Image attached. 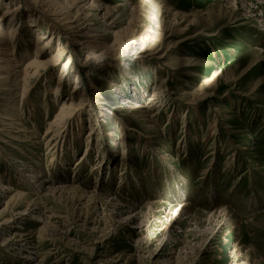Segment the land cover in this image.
Masks as SVG:
<instances>
[{
	"label": "rangeland",
	"instance_id": "374dc122",
	"mask_svg": "<svg viewBox=\"0 0 264 264\" xmlns=\"http://www.w3.org/2000/svg\"><path fill=\"white\" fill-rule=\"evenodd\" d=\"M51 2L60 15L34 8ZM258 2L0 1V21L23 7L14 23L17 97L0 82V264H264ZM67 16L77 30L54 22ZM36 31L52 41L38 62ZM25 72L38 73L27 94ZM60 74L64 89L52 95ZM155 92L149 124L131 108ZM72 93L68 104H88L81 132L71 121L47 144L59 98ZM215 109L223 117L213 134ZM23 164L41 172L45 189L30 184L38 179ZM71 185L77 193L58 190ZM15 192L28 196L12 200Z\"/></svg>",
	"mask_w": 264,
	"mask_h": 264
},
{
	"label": "bare ground",
	"instance_id": "6f19581e",
	"mask_svg": "<svg viewBox=\"0 0 264 264\" xmlns=\"http://www.w3.org/2000/svg\"><path fill=\"white\" fill-rule=\"evenodd\" d=\"M0 1L2 3L5 0H0ZM258 1H259L258 4H260V5L263 4L264 5V2H262L263 0H258ZM68 4H69V1H68ZM88 4L90 6H92V7H95L96 6V0H88ZM19 5L20 6L18 8H16L15 10H11V9L7 10L6 9L5 12H4V15L2 16L1 21H0V82H4V84L8 87V89H4L2 91H4V93L9 95V98H12V99H15L17 97V95H18L17 94L18 93L17 89L19 87H17V85L20 82L18 80V77H19L18 74L19 73L21 74V71L18 70L19 69V65L13 60V56H14L15 49H16V46H15L16 42H14V41H16L15 39H16L17 32H18V28H16L14 26V23L16 22L17 17H18L17 11L19 9L23 8V7H21V3H19ZM43 6L44 5H41L40 3L39 4H35L34 3V8L36 7L38 10L40 9V11H42L43 14L46 17L47 16H52V15H50V13H52V12L54 13V15H60L59 13H62L59 10V9H61V6H60L59 3H55V5H54L51 2V8H52L51 10L50 9L46 10V9L43 8ZM62 10H64V9H62ZM68 10H70V9H68ZM76 15H78V13ZM255 16L258 19L256 22H258L261 25L262 29H263L264 28V17H263V15L256 14ZM55 19L56 20H54V22H56L57 25H59L61 22L64 21L65 22V26H67L65 28H69V31L72 30V29H76L77 30V28H78V27H76V28L72 27V24H73L72 17L69 18L67 16L63 20H59L58 18H55ZM60 26L62 27L63 25H60ZM76 30H73V31H76ZM78 31H81V29L78 30ZM263 32H264V29H263ZM35 35H36V38H37L36 42H37V45H38L35 54H36V59H37V62H38V59H40L41 57L47 55L49 50L52 49V45H51L52 41L42 42L43 38L45 37V33H42L40 31H38V32L36 31ZM86 36H87V34L81 32V34H79L78 37L82 38V40H83ZM77 38H74V39H77ZM72 39H73V37H72ZM95 43L96 42L88 41L87 42V46L89 48H94ZM61 52L62 51L60 50V52L55 56V61H54L55 63L60 61V58H62L63 54H61ZM68 63H70V62H68ZM25 69H32V67H31V65H27V67ZM23 74H24V77L22 79V82H23V86L24 87H23L22 92H23V94L24 93L27 94L28 90L30 89L29 85L31 83V82H29V80L32 79L33 77L36 78V76H38V73L29 74V72H25ZM65 83H66V81L64 80V75L60 74L59 77H58L56 85L52 88L51 94L59 96L60 95L59 92H60L61 89H64L62 87H64ZM79 84H81L80 81H77V84H76V87H75L74 90H76V91L77 90L78 91L81 90V87L79 86ZM74 94L72 93L71 95H68V96H65V95H61L60 96L58 102H60V103L62 102V105H61V107L59 109V112L57 113V115L53 119V121L49 123V127L50 128L44 134V139L43 140L46 141L47 144H53V142H55V144H56V142L59 141V139H60V134L62 133V129L65 127V125L74 123V122H71V121H74V120L76 121L77 128L79 127V130L81 132V123H83V121H82V111L85 109V107L88 106V104H87L86 100H80L78 102V104H73V103L68 104L67 103L68 102L67 101V97L71 98L72 101H73L76 98L74 96ZM158 94L159 93L154 94L153 95V99L148 100L146 103H136V104H134V106L131 108L132 112L135 113L136 116H139V118H143L144 120H146L145 121L146 123L152 124L154 122V120H153L154 116H149L148 111H150L153 108V106H154L153 103H155V100H156L155 98H157L159 96ZM125 104H132V102L130 100H126ZM214 112L216 113V116H215L213 134L218 130V126L219 125L217 123L222 121L221 118L223 117V112L222 111H219V110L215 109ZM4 119L7 120L6 118H4ZM168 123L170 125V121ZM166 128H167V126L165 127V129ZM165 129H163L162 131H164ZM184 133H185V131H184ZM93 135L89 134V136L87 138H91ZM142 138L143 139H147L146 136H142ZM155 152H158V153L161 154V151H159V150L158 151L156 150ZM163 159L166 160L164 157H163ZM15 161H16V163H19V161L18 162H17V160H15ZM24 167L26 168V171L33 173L32 178L38 179L37 181L34 180V181L30 182V184L33 183V182H35V184H36V183H38L39 181H41L43 179L41 172L38 171L36 168H34L32 166L31 167L30 166H25V165H24ZM23 170H25V169H23ZM36 188H39V189L43 190V189L46 188V186H44L43 183H41V184L38 183ZM50 189L53 190L52 187H50ZM69 189H70V191H73V192H76V193L78 192V188L73 187L72 185L71 186L59 187L58 190L65 191V190H69ZM4 190L7 191L6 193L13 192L12 189H10L9 187H7V188L5 187ZM25 196H28V195L22 194L20 192H15L13 197H12L13 198L12 200H14L16 197L17 198H21V197L23 198ZM154 205H156V204H154ZM152 206L153 205H151L149 207L153 208ZM182 207H183V205H182ZM182 207H180V208H182ZM186 208H188V207H186ZM116 209L117 208H115V210ZM119 212H120V210H119ZM26 241H27V244H29V242H28L29 240H26ZM27 246H29V245H27Z\"/></svg>",
	"mask_w": 264,
	"mask_h": 264
}]
</instances>
